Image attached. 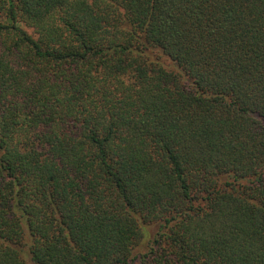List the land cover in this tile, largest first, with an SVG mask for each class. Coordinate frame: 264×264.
Segmentation results:
<instances>
[{
    "label": "trees",
    "instance_id": "16d2710c",
    "mask_svg": "<svg viewBox=\"0 0 264 264\" xmlns=\"http://www.w3.org/2000/svg\"><path fill=\"white\" fill-rule=\"evenodd\" d=\"M0 264H264V0H0Z\"/></svg>",
    "mask_w": 264,
    "mask_h": 264
}]
</instances>
